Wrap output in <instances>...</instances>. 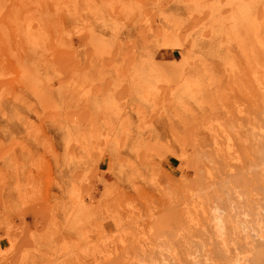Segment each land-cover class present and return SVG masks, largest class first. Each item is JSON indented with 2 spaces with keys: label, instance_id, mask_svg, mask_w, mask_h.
Here are the masks:
<instances>
[{
  "label": "rangeland",
  "instance_id": "374dc122",
  "mask_svg": "<svg viewBox=\"0 0 264 264\" xmlns=\"http://www.w3.org/2000/svg\"><path fill=\"white\" fill-rule=\"evenodd\" d=\"M259 252L264 0H0V264Z\"/></svg>",
  "mask_w": 264,
  "mask_h": 264
},
{
  "label": "crops",
  "instance_id": "0c3cea01",
  "mask_svg": "<svg viewBox=\"0 0 264 264\" xmlns=\"http://www.w3.org/2000/svg\"><path fill=\"white\" fill-rule=\"evenodd\" d=\"M45 81H41V84H38V91L35 92L34 96V103L28 106V109L30 110L28 113H26V116H23L24 123H30L28 119L32 115H38V110L40 108H43L44 111H47L49 109V104L56 103V100L60 98L62 100V104L66 107L74 106V98H76L74 94L70 91H62L60 89H53L49 87L48 90L44 89V83ZM47 83V82H46ZM55 85V84H52ZM50 85V86H52ZM95 95H101V93L97 92ZM108 95H115V92L111 90H108ZM36 110L35 112L33 111ZM45 124V123H44ZM47 127V124H46ZM17 127H8V129H16ZM14 134V133H13ZM16 136V135H13ZM35 145V144H34ZM34 149L37 150V146L34 147Z\"/></svg>",
  "mask_w": 264,
  "mask_h": 264
},
{
  "label": "bare ground",
  "instance_id": "6f19581e",
  "mask_svg": "<svg viewBox=\"0 0 264 264\" xmlns=\"http://www.w3.org/2000/svg\"><path fill=\"white\" fill-rule=\"evenodd\" d=\"M168 238H170V237H168ZM171 239V238H170ZM127 247V246H126ZM124 248H125V246H124ZM141 249H142V247H141ZM259 250V249H258ZM259 253H261V252H259ZM110 254V253H109ZM116 254V253H115ZM116 256V255H115ZM256 256V258L254 259V261L252 262V263H254V264H264V253H261V254H257V255H255ZM150 257V256H149ZM178 260V259H177Z\"/></svg>",
  "mask_w": 264,
  "mask_h": 264
}]
</instances>
